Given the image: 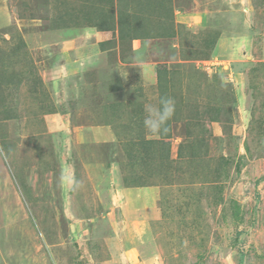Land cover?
Returning a JSON list of instances; mask_svg holds the SVG:
<instances>
[{
  "label": "rangeland",
  "instance_id": "rangeland-1",
  "mask_svg": "<svg viewBox=\"0 0 264 264\" xmlns=\"http://www.w3.org/2000/svg\"><path fill=\"white\" fill-rule=\"evenodd\" d=\"M158 1L205 20L140 57L168 63L151 87L129 40L82 36L146 1L0 0V264H264V0ZM114 184L161 187L149 224L110 214Z\"/></svg>",
  "mask_w": 264,
  "mask_h": 264
},
{
  "label": "crops",
  "instance_id": "crops-1",
  "mask_svg": "<svg viewBox=\"0 0 264 264\" xmlns=\"http://www.w3.org/2000/svg\"><path fill=\"white\" fill-rule=\"evenodd\" d=\"M74 3L78 4V7H84L83 3L81 4L79 0H72ZM90 1V0H89ZM94 2H99L102 0H91ZM119 2H122L121 4L125 7L130 8L131 6L125 4V0H118ZM146 1V2H145ZM153 1V2H152ZM139 5L142 2L143 6L142 9L136 13H131L130 11L125 10V13L117 12L116 18L114 17V23L115 28H106L102 30H96L95 27H86L85 30H88V33H84L82 36L87 39V36H90L94 44L100 43L101 41H109L113 39L112 43L116 42L115 46V54L117 56H120V50H119V31H120V23L121 20L119 18L127 17L129 21L132 22L131 18H135V22L139 21L142 23V26L140 30H137L136 32H130L131 39L129 40L126 38L123 42L127 43L126 40L130 41V51L134 54L132 55L138 60L134 61L136 63H131L118 60V68L120 72L124 75L123 70H126V73L129 70V63L130 67H135L137 70V73L139 75V82L142 83L145 86H151L153 87H159V85L163 84L164 78L161 75L163 74V69L168 68V63L166 66L160 65L161 61L158 60H144L145 55L154 57L159 56L160 54H165L167 51L168 53H174L180 50L178 45V35H179V26L183 27V25L187 26L185 29H189V27H197L202 25V23L205 20V13L203 11H193L188 8L189 5H184L183 1L179 3V6L175 5V2H172L169 4V6L162 3V1H156L154 5V0H136ZM153 4H152V3ZM81 4V5H80ZM193 4V3H191ZM190 4V5H191ZM187 6V7H186ZM179 7V8H178ZM183 8V9H182ZM159 9H161L162 14L159 15ZM145 10L148 12V14H145ZM166 10V11H165ZM116 13V12H115ZM111 16V15H110ZM108 16V19L109 17ZM144 17H148L146 22L148 23L147 26L143 25L142 19ZM123 21H128L124 18ZM108 23V24H107ZM133 23V22H132ZM109 22H106V25H109ZM183 24V25H181ZM155 27L158 31H151L150 28ZM93 29V31H91ZM136 30V29H135ZM155 32V33H154ZM136 33V34H135ZM93 34V35H92ZM88 37V38H90ZM116 39V40H115ZM112 43L108 44L107 48L105 45V49L101 50V53H106L111 50V48H108ZM124 43V46L121 48H125L126 45ZM162 46H165L162 48ZM156 50L158 53H156ZM166 50V51H164ZM126 51V49L124 50ZM123 51V52H124ZM162 55V56H163ZM127 59L129 56L126 57ZM127 64V68L124 67ZM159 77H161L159 79ZM166 80L169 78L166 77ZM159 79V80H158ZM158 80V85H157ZM145 83V84H144ZM133 187V186H132ZM147 190L142 191L138 185L135 188L134 192H131L130 187H119L117 185H110V191L109 194L112 197L110 198L109 205H110V214L111 212H118L123 217L128 218L130 214H134L133 216H139L142 219V216L144 218L143 221L147 222L148 224L151 222V217L153 216V213L159 207V196H160V186L156 184H148L146 185ZM109 210V209H108ZM142 231L135 232L132 235H130L131 238H136L137 236H142ZM146 235V234H145ZM144 236V235H143Z\"/></svg>",
  "mask_w": 264,
  "mask_h": 264
},
{
  "label": "clouds",
  "instance_id": "clouds-1",
  "mask_svg": "<svg viewBox=\"0 0 264 264\" xmlns=\"http://www.w3.org/2000/svg\"><path fill=\"white\" fill-rule=\"evenodd\" d=\"M146 113L143 126L151 135H160L168 131L167 123L175 114V100L168 96H161L158 104H145Z\"/></svg>",
  "mask_w": 264,
  "mask_h": 264
},
{
  "label": "trees",
  "instance_id": "trees-1",
  "mask_svg": "<svg viewBox=\"0 0 264 264\" xmlns=\"http://www.w3.org/2000/svg\"><path fill=\"white\" fill-rule=\"evenodd\" d=\"M120 20H121V23H120V25H119V27H120V31H119V37H120V39L122 40V41H124L126 38H128L129 40L131 39V35H130V32H133V34L132 35H134V32H136L137 30H140V28L141 27H139V28H137L136 30L135 29H133V27H135L136 25H131L128 21H123L124 20V17L121 19V18H119ZM108 24V23H107ZM103 26V27H102ZM106 28H112L111 26H110V24L109 25H101V27L100 28H97V30H102V29H106ZM113 30H114V28H113ZM136 34V33H135ZM111 40H113V39H111ZM111 40H109V41H111ZM109 41H106V42H104V43H106V44H110V42ZM103 41H101V43H102ZM112 43V42H111ZM105 44V45H106ZM104 45V46H105ZM111 47V45L108 47V48H110Z\"/></svg>",
  "mask_w": 264,
  "mask_h": 264
}]
</instances>
